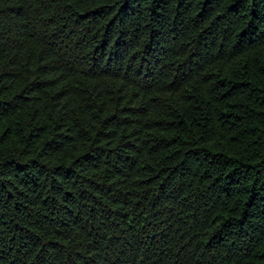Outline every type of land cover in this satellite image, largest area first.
I'll return each instance as SVG.
<instances>
[{
    "label": "trees",
    "instance_id": "16d2710c",
    "mask_svg": "<svg viewBox=\"0 0 264 264\" xmlns=\"http://www.w3.org/2000/svg\"><path fill=\"white\" fill-rule=\"evenodd\" d=\"M0 264H264V0H0Z\"/></svg>",
    "mask_w": 264,
    "mask_h": 264
}]
</instances>
